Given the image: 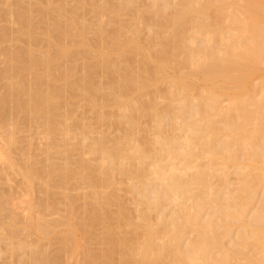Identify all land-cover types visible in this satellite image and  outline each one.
<instances>
[{"label": "bare ground", "instance_id": "bare-ground-1", "mask_svg": "<svg viewBox=\"0 0 264 264\" xmlns=\"http://www.w3.org/2000/svg\"><path fill=\"white\" fill-rule=\"evenodd\" d=\"M21 1L0 0L26 40L17 51L0 46V113L16 117L0 118V178L16 172L23 183L0 188V252L26 249L28 264H264V0ZM39 35L48 47L37 54ZM81 49L106 85L75 76ZM67 90L85 98L96 125L119 131L108 137L75 119ZM18 113L38 127L40 168L12 156ZM36 182L44 197L35 203ZM71 182L86 188L85 216ZM60 228L59 257L27 240L30 229L40 239Z\"/></svg>", "mask_w": 264, "mask_h": 264}, {"label": "rangeland", "instance_id": "rangeland-1", "mask_svg": "<svg viewBox=\"0 0 264 264\" xmlns=\"http://www.w3.org/2000/svg\"><path fill=\"white\" fill-rule=\"evenodd\" d=\"M69 3H71V5H73V4H76L77 3V1H79V0H67ZM112 1V0H111ZM117 0H113V2H116ZM72 2H73V4H72ZM13 3H15V2H13ZM21 4L23 5V6H25L26 4H28V1H26V0H23V1H21ZM5 4L4 3H2V2H0V31H2V29H6L5 31L8 33L7 34V37L8 38H6L5 40H3L1 43H0V46L2 47V49H8L9 47V49H11V50H13V51H17V50H21V49H23V46H25V44H26V40H25V37L24 36H21V34L19 33V31L17 30V29H19V25H17L16 24V22L15 21H13V18L10 16L9 18H7V16L6 15H4V12L6 11V5L4 6ZM36 5L34 4V6H31V8L32 9H36V7H35ZM33 7H35V8H33ZM87 7L85 6V7H83L82 9H80L79 11L81 12V13H83L84 12V17H85V21L87 22H91V21H93L94 20V17H93V15L91 14V12H89V11H87V9H86ZM36 11L35 10H33L32 12H31V17H32V20H33V22L35 21V23L36 24H38L39 22H38V19H37V16H35L36 15V13H35ZM129 12V13H128ZM127 12V14L124 16V18H125V20L128 18L129 19V17H131V14H132V12L131 11H128ZM50 13V12H49ZM53 13H51L50 14V16L52 15ZM92 15V16H91ZM50 16H49V14H47L46 15V20L44 19V21H45V23H48L49 22V18H50ZM92 17H93V19H92ZM48 18V19H47ZM11 21H10V20ZM48 21V22H47ZM14 22V23H13ZM45 26V25H44ZM116 24L114 25V27L113 26H111V29H113V28H116ZM143 32V33H142ZM141 33H140V35H139V38L141 39V40H143L142 38H145V36H146V30H144L143 29V31H142ZM145 32V33H144ZM16 34V35H15ZM95 37H96V35L93 33V32H91V30H89V31H87V32H85V39H86V41L87 42H89V43H94V40L93 39H95ZM43 36L42 35H39V38L37 39L38 41H36V44L34 45L35 47H34V52L35 53H40L42 50H45V48H46V46H47V44H45L46 43V41H45V38H44V40H43ZM92 40H91V39ZM25 41V42H24ZM48 47V46H47ZM36 48V49H35ZM39 48V49H38ZM44 48V49H43ZM40 50V51H39ZM38 51V52H37ZM49 51H52L51 49L49 50ZM88 53V54H87ZM85 54V55H84ZM92 56L91 55H89V52L88 51H86V50H84V49H81V52H80V55H79V58H78V60L77 61H75L76 62V67H77V71H76V77L78 76H81V75H83L85 72V74H87V77H90L89 78V80H94L93 81V83H95V84H99V85H106V79L108 78L107 77V75H108V73L106 72V71H103V69H100L98 66H97V64H96V59L94 60L93 59V57L91 58ZM91 58V59H90ZM128 58H130V57H128ZM130 59H132V58H130ZM129 59V60H130ZM4 56L2 55H0V72L3 70L2 68L4 67ZM86 61V62H85ZM91 61V62H90ZM130 63L132 62V61H129ZM154 64H151L150 65V67L151 66H153ZM155 66V65H154ZM153 66V67H154ZM40 67V66H39ZM84 67L85 68H87V69H85L84 70ZM41 68V67H40ZM82 68V69H81ZM2 69V70H1ZM101 72H100V71ZM167 70V73L168 74H172V69H166ZM89 72V74H88V72ZM82 74H81V73ZM103 72V73H102ZM258 73H260V74H263L264 73V66L263 65H261L260 66V68H259V71H258ZM1 74V73H0ZM103 75V76H102ZM92 76V77H91ZM92 78H94V79H92ZM103 79V80H102ZM3 80V81H2ZM53 80V81H52ZM70 80H74V78L72 77ZM55 80L54 79H50V81H49V79H48V82H49V84H52V85H57V84H59V82H54ZM198 81H200V80H198ZM197 81V86H199V84H203V82L202 81H200V82H198ZM4 79L0 76V93H2L3 92V86H4ZM54 83H56V84H54ZM72 93H70V91H66V92H64V95L66 96L65 98L66 99H68L67 101V107L68 108H70L71 110H72V112H73V115H74V118L75 119H80V118H83V120H85V121H88V122H93L92 124L93 125H95V126H98L97 127V129L100 131H102L104 134H107V136L108 137H112L113 135H115L118 131H119V129H118V127L116 126L115 127V125H108V124H106V123H102V124H100V125H96L97 124V122H96V120H95V115H94V112H93V110L88 106V104L86 103V100H85V98H83V96L82 95H78L77 94V97L75 96V97H70V95H71ZM1 95V94H0ZM68 95H69V97H68ZM81 96V97H80ZM70 101V102H69ZM72 103V104H71ZM77 105V106H76ZM87 105V106H86ZM72 106V107H71ZM79 106V107H78ZM88 110H90V111H88ZM93 113V114H92ZM12 115H14V114H11V113H9L8 111H2L1 113H0V116H3V117H0L1 118V122H5V123H7L8 124V122L9 121H11V122H13V118H16V117H13ZM18 116H17V123H18V125H15L16 126V128H15V130H14V137L16 138V142H15V145H13V155L12 156H15L14 158H16V159H18L17 161H19V159H21L20 161L21 162H23V160H25L26 158H32V159H30V161H32V162H34V164H35V167H37V168H40L41 167V165L44 163L43 162V155L41 154V151H40V147L42 146V140L41 139H39V137H38V135H36L37 133H36V131H37V128H36V126L37 125H30L29 123H28V121H27V119H26V116L23 114V113H20V115H19V113L17 114ZM94 115V116H93ZM82 116V117H81ZM85 116V117H84ZM93 116V117H92ZM12 117V118H11ZM87 119V120H86ZM3 120V121H2ZM5 120V121H4ZM95 120V121H94ZM146 121H147V118H142L141 119V123L142 124H145L146 123ZM94 122H95V124H94ZM2 123V124H3ZM4 123V124H5ZM28 125V126H27ZM5 126H12V125H5ZM29 129V130H28ZM39 130V129H38ZM32 132V133H31ZM35 133V134H34ZM1 135H3V132H2V134ZM30 135H32V136H30ZM18 140V141H17ZM18 142V143H17ZM33 142V143H32ZM41 145H40V144ZM28 146V147H27ZM20 147V148H19ZM14 150H16L15 152H14ZM23 151V152H22ZM26 153V154H25ZM28 154V155H27ZM27 156V157H26ZM29 156V157H28ZM22 157V158H21ZM25 157V158H24ZM42 158V159H41ZM59 161V160H58ZM39 162V163H38ZM34 164H33V166H34ZM37 164V165H36ZM38 165H40V167H38ZM231 177H233L232 175H230ZM74 183H70V186H69V188H68V190H67V192L68 193H70V194H72V197L74 198V205H76L75 206V208H76V210H77V213L80 215H82L83 214V211H84V216H85V212H86V209H87V207H89V205H87V204H85V200L83 199V191L84 190H86V188L85 187H83V186H81L80 188L78 187V185H73ZM9 185H10V188H12V189H21V188H23V183H22V177L18 174V173H16V172H13V174L11 175V180H10V182H8V183H4L3 182V180H1V178H0V188L1 189H8V187H9ZM73 185V186H72ZM6 186V187H5ZM35 188V189H34ZM76 190H75V189ZM71 189V190H70ZM32 190H34V192L32 193V197L34 198L33 199V201L36 203L37 201H38V199L39 198H42V197H44V195L40 192V190H39V184L36 182V184H34V186H33V188H32ZM37 190V191H36ZM56 189H54V190H52V194L50 195V197L48 198L50 201H52V198H53V204H55V206L58 208L57 209V211H58V213L57 214H61L62 213V211H63V209H64V199H63V197L59 194V193H57V191H55ZM120 194H119V196H120V198L125 202V203H127V204H130V200H129V195L128 194H126L125 193V191H124V185H120ZM54 194V195H53ZM76 194V195H75ZM41 196V197H40ZM61 196V197H60ZM75 196H77L76 198H75ZM81 196H82V198H81ZM36 198V199H35ZM54 199H56V200H54ZM62 201H63V203H62ZM76 202V203H75ZM57 203V204H56ZM59 203V204H58ZM85 204V205H84ZM83 205V206H82ZM63 206V207H62ZM128 206H130L131 207V204L130 205H128ZM78 207V208H77ZM37 208V207H36ZM35 208V209H36ZM83 209V211H82V213H81V210ZM113 209H115V206H113ZM80 212H79V211ZM60 211V212H59ZM57 214H55V215H53V217H56V216H59V215H57ZM82 215V216H83ZM59 230L61 231V228L60 229H58L57 231H56V233H55V235L54 234H52V236L50 235V237H48L47 236V238L46 237H44V238H42V237H40V239H39V236L37 235V233H35V231L34 230H32V229H30V231H28L29 232V234H28V232H27V235H28V237H27V240L28 241H31V243L33 242V241H36V242H38V244L39 245H41L42 247H44L45 248V250H46V252H47V254L50 256V257H53L54 255L55 256H58L60 253H58V251H59V246H58V236H59ZM95 231H97V228H95ZM57 232H58V234H57ZM23 234H26V232H24ZM80 235V234H79ZM81 236V235H80ZM55 237V238H54ZM49 238V239H48ZM57 239V240H56ZM84 239H86V238H84V237H82L81 238V241H84V242H82V244H85L86 242H87V239L86 240H84ZM86 241V242H85ZM2 244V246H0L1 248H4V243H0V245ZM25 250L26 249H18L17 250V252L15 253V255H13V256H10L9 257V255H8V253H6V252H0L1 254H0V264H28V262H29V259L26 257L27 255H26V253H25ZM57 254V255H56ZM52 255V256H51ZM81 255V253L78 255V256H80ZM54 256V257H55ZM60 256V255H59ZM58 256V257H59ZM61 258V257H60ZM28 259V260H27ZM25 260V261H24ZM26 262V263H25ZM34 262H36V263H34ZM71 262L73 263L74 262V260H71ZM43 262H41V260H36V261H32V263L31 264H42ZM58 263V261H56V264ZM44 264V263H43ZM59 264H62V262H59Z\"/></svg>", "mask_w": 264, "mask_h": 264}]
</instances>
